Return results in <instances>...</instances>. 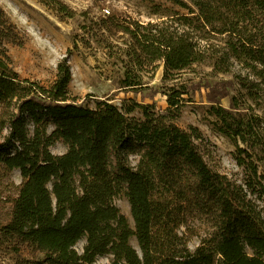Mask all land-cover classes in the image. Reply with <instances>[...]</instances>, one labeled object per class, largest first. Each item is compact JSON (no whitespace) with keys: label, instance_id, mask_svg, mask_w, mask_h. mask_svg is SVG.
<instances>
[{"label":"trees","instance_id":"trees-1","mask_svg":"<svg viewBox=\"0 0 264 264\" xmlns=\"http://www.w3.org/2000/svg\"><path fill=\"white\" fill-rule=\"evenodd\" d=\"M159 1L186 12L161 14L160 24L108 20L129 36L133 63L118 88L139 92L128 68L147 60L162 62L164 78L193 65L227 74L238 64L256 80L237 74L235 83L158 86L164 112L135 102L89 107L70 96L65 59L44 87L21 80L0 57V204L10 205L0 243L15 254L24 247L32 257L26 264H97L101 257L107 264H264V0ZM3 15L0 47L11 33ZM200 86L208 88L215 129L234 143L242 183L208 166L195 144L198 130L173 123ZM136 109L141 118L131 116ZM56 143L64 153L51 152ZM118 198L127 201L130 220L114 204Z\"/></svg>","mask_w":264,"mask_h":264},{"label":"rangeland","instance_id":"rangeland-1","mask_svg":"<svg viewBox=\"0 0 264 264\" xmlns=\"http://www.w3.org/2000/svg\"><path fill=\"white\" fill-rule=\"evenodd\" d=\"M3 12L4 27L11 33L1 40L0 57L10 70L21 80L37 82L48 87L56 78L57 65L65 59L70 67L71 81L69 94L80 103L89 107L99 100L108 101L119 109L129 102L141 105H152L158 112L167 108L165 97L156 92L158 86L182 84H215V81L232 80L237 74L247 75L249 80L256 78L238 64H233L227 74L214 71L206 65H193L189 70L163 77L161 61H142L128 70L141 83L139 92L118 88L117 82L123 77L125 68L130 62L127 56L129 36L123 35L116 27H110L108 20L137 21L142 25L160 24L166 21L161 14H172L186 11L173 7L159 0H0ZM104 10H108L105 13ZM173 10V11H172ZM157 14L151 15V12ZM165 15V14H164ZM215 50L222 46L219 36L212 41ZM238 84V83H237ZM235 85L241 92L240 85ZM180 112L173 119L179 128L190 131L198 130L201 140L195 141L208 166L215 172L225 175L231 181L242 183L244 171L234 160L235 146L233 141L221 135L214 127L216 120L210 114V102L207 99L208 88L199 87ZM236 94V91H232ZM258 99L259 108L264 109V89ZM242 99L246 102L245 98ZM247 106L248 103H243ZM224 108L229 106V97L223 99ZM249 104H252L249 101ZM260 109L255 112L259 113ZM0 108V141L6 134V115ZM131 116L141 118L139 109ZM65 147L56 143L51 147L53 154H62ZM15 185L21 182L19 171L11 177ZM121 213L130 220L128 203L124 198L114 200ZM10 205L0 204V226L9 218ZM131 222V221H130ZM197 243L194 240L191 247ZM4 244V243H3ZM0 243V264H26L32 260L28 251L22 247L15 254ZM84 240L75 245V250L82 251ZM136 248V244L132 243ZM137 249V248H136ZM109 257H101L97 264H107Z\"/></svg>","mask_w":264,"mask_h":264},{"label":"built area","instance_id":"built-area-1","mask_svg":"<svg viewBox=\"0 0 264 264\" xmlns=\"http://www.w3.org/2000/svg\"><path fill=\"white\" fill-rule=\"evenodd\" d=\"M105 13H108V10H104Z\"/></svg>","mask_w":264,"mask_h":264}]
</instances>
